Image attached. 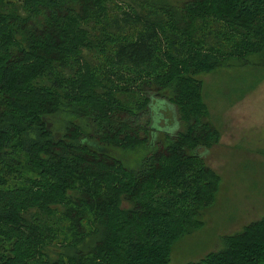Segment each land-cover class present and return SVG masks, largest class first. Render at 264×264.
<instances>
[{
    "label": "trees",
    "instance_id": "trees-1",
    "mask_svg": "<svg viewBox=\"0 0 264 264\" xmlns=\"http://www.w3.org/2000/svg\"><path fill=\"white\" fill-rule=\"evenodd\" d=\"M249 56L264 0H0V264H168L218 190L194 76ZM218 240L183 264H264V213Z\"/></svg>",
    "mask_w": 264,
    "mask_h": 264
},
{
    "label": "rangeland",
    "instance_id": "rangeland-1",
    "mask_svg": "<svg viewBox=\"0 0 264 264\" xmlns=\"http://www.w3.org/2000/svg\"><path fill=\"white\" fill-rule=\"evenodd\" d=\"M246 60H227L194 76L200 81L206 118L218 131L216 143L197 153L216 173L218 190L203 217L204 229L175 242L168 264H183L218 249L220 235L264 213V68L255 56Z\"/></svg>",
    "mask_w": 264,
    "mask_h": 264
}]
</instances>
